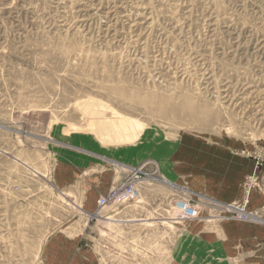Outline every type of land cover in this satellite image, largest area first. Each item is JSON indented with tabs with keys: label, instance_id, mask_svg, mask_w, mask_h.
Wrapping results in <instances>:
<instances>
[{
	"label": "rangeland",
	"instance_id": "rangeland-1",
	"mask_svg": "<svg viewBox=\"0 0 264 264\" xmlns=\"http://www.w3.org/2000/svg\"><path fill=\"white\" fill-rule=\"evenodd\" d=\"M77 164L88 191L109 188L75 197ZM132 180L135 200L100 205ZM187 201L197 217L182 218ZM136 214L179 264H252L264 0H0V264H44L80 216Z\"/></svg>",
	"mask_w": 264,
	"mask_h": 264
},
{
	"label": "crops",
	"instance_id": "crops-1",
	"mask_svg": "<svg viewBox=\"0 0 264 264\" xmlns=\"http://www.w3.org/2000/svg\"><path fill=\"white\" fill-rule=\"evenodd\" d=\"M79 166V164H77ZM84 170V175L75 180V189L72 190L75 197L85 193L106 191L109 188V180L105 184H100L99 188L93 192L89 189V181L93 179L92 170L89 167L79 166ZM78 170V167H75ZM83 172V171H82ZM85 185V188L82 185ZM94 187V186H93ZM81 208V206L79 205ZM92 213L94 210L89 209L86 212ZM89 213V214H90ZM137 213V210H136ZM88 214V215H89ZM153 219L150 215H137L135 217L125 218H105V219H88L80 216L74 219L70 224L64 223L63 228L49 236L45 242L47 252L45 253L44 264H104L101 259H106V264H163L161 260L162 252L169 254L170 264H179L177 260L178 245L162 246L153 243H146V239L155 238V231L144 230L141 222H148ZM136 222L135 229L128 227ZM141 223V224H138ZM140 225V226H138ZM107 226L104 231L106 235L102 237L100 227ZM131 235V236H130ZM129 240H135V245H130ZM98 243H104L101 244ZM255 256L250 255L252 264L264 263V240L256 242ZM94 244V245H93ZM148 244V245H146ZM105 248V249H104ZM165 250V251H164ZM187 253V250H185ZM136 257V259H134ZM133 258V259H132ZM251 264V263H250Z\"/></svg>",
	"mask_w": 264,
	"mask_h": 264
},
{
	"label": "built area",
	"instance_id": "built-area-1",
	"mask_svg": "<svg viewBox=\"0 0 264 264\" xmlns=\"http://www.w3.org/2000/svg\"><path fill=\"white\" fill-rule=\"evenodd\" d=\"M136 179H139V178L136 177ZM133 182L134 180H132V182L129 184H125L122 187H118V188L111 190L106 197H102L101 199H99L100 205L106 206V205H109L110 202H117L120 204H124L125 202L135 200V198L139 196V192L137 191ZM191 209H188L186 213L181 212L183 219L194 218L198 216L199 214L198 211L194 207H192ZM192 214L193 216H191Z\"/></svg>",
	"mask_w": 264,
	"mask_h": 264
},
{
	"label": "bare ground",
	"instance_id": "bare-ground-1",
	"mask_svg": "<svg viewBox=\"0 0 264 264\" xmlns=\"http://www.w3.org/2000/svg\"><path fill=\"white\" fill-rule=\"evenodd\" d=\"M176 205H177L176 207H177L178 210H181L182 212H185V213L187 212L188 209H191L192 208L190 206V204L188 203V201L187 202H179V205H178V203ZM191 216H193V214Z\"/></svg>",
	"mask_w": 264,
	"mask_h": 264
}]
</instances>
